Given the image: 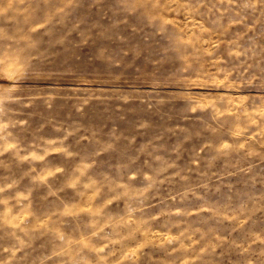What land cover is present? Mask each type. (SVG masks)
Here are the masks:
<instances>
[{"label":"rangeland","instance_id":"374dc122","mask_svg":"<svg viewBox=\"0 0 264 264\" xmlns=\"http://www.w3.org/2000/svg\"><path fill=\"white\" fill-rule=\"evenodd\" d=\"M0 264H264V0H0Z\"/></svg>","mask_w":264,"mask_h":264}]
</instances>
